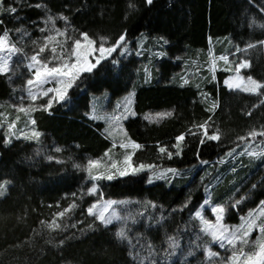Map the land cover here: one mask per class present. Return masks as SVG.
<instances>
[{"label":"trees","instance_id":"trees-1","mask_svg":"<svg viewBox=\"0 0 264 264\" xmlns=\"http://www.w3.org/2000/svg\"><path fill=\"white\" fill-rule=\"evenodd\" d=\"M11 7L17 11L11 13ZM4 31L24 54L38 52L44 38L52 35L54 45L66 41L71 52L81 33L96 46L101 37L104 46L114 45L121 35L131 43L146 37L145 45L159 39L165 54L154 59L145 52L130 53L101 60L92 72L79 76L64 101L48 110H31L41 134L37 141L0 137V264H138L133 258L137 253L145 264H206L208 238L197 248L185 243L198 233L194 213L210 186V163L238 145L240 137L264 130V95L228 89L223 70L215 78L206 74L199 81H183L182 59L206 53L211 46L215 56L248 61L250 67L242 73L264 83V0H0V35ZM49 47L43 57L52 55ZM237 48L242 51L237 53ZM9 76L0 73V102L14 96ZM103 92L110 100L134 94L135 115L124 121L127 138L141 145L132 152L133 164L173 168L178 174L151 182L146 170L100 179L95 181L97 191L88 194L93 181L85 158L100 157L111 146L103 124L88 117L91 100ZM157 111L172 114L158 121L144 118ZM205 122L209 135L219 132V141L201 145L203 130L197 126ZM181 134L185 140L180 156L169 159L167 152H159L165 147L175 153L172 145ZM251 161V166L224 175L225 183L236 174L243 181L250 169L256 170L236 193L237 199L245 193L247 197L235 210L227 204L239 178L234 189L217 185L214 201L227 203L228 223H237L264 199V169L257 171L263 159ZM196 167L200 170L191 173ZM100 196L129 201L117 222L106 226L88 215L87 208ZM53 221L60 227H49ZM121 228L126 239L116 236ZM169 237L176 247L169 248ZM149 243L154 245L151 258Z\"/></svg>","mask_w":264,"mask_h":264},{"label":"rangeland","instance_id":"rangeland-1","mask_svg":"<svg viewBox=\"0 0 264 264\" xmlns=\"http://www.w3.org/2000/svg\"><path fill=\"white\" fill-rule=\"evenodd\" d=\"M145 38L146 37H141L138 38L136 41L134 40L135 42H132L133 45L130 41L126 40L124 46L116 48V50L111 54L106 53L105 58L110 57L112 55L127 56L130 53L140 55L145 52L148 53V56L150 58L155 59L158 57V56L155 57L156 55L159 54L163 56L165 54L163 51L164 42L162 40L155 39L152 41V43L145 45L146 42ZM77 39L81 40L82 45H86L87 42L83 40L81 34ZM54 40L49 43L50 46L49 49L54 45L53 44ZM13 44L15 43L10 39V37H8V42L5 45L4 51L0 52V56H3L5 59H7L11 55V67L10 70L6 73H9L10 75L9 79L11 81L13 80V82L15 83V85H13L14 96L8 100H4L0 102V137L3 139V141H8L11 138H25L28 140L37 141L38 139L33 136V132L34 131L36 132V130L34 128V123H32L33 118H31L29 113L31 112L32 109L43 108L42 105H46L47 100L53 94L50 93L49 96L38 98L35 101H32L29 98L27 80L31 78V73L29 72V69L26 67L28 61L25 59V57H30L35 53L24 54L18 52L17 54L12 55L11 53L8 52V48H10L11 45ZM112 46H105V47L107 48ZM16 48L18 49L17 46ZM94 48H96L97 51L93 52L92 55L88 56V59L92 63H96V59L99 57V52H98L99 46H96L94 43ZM81 51L86 52L87 48H82ZM221 57H227V60L221 59ZM71 60L74 62L75 58L72 57ZM182 62L184 63V68L182 70V78H181L183 81H187L188 79H194L199 81L203 79L206 74L210 75L212 78H215L217 72L223 70V71H227V74L223 82L228 89L254 93L260 96L264 95V87L258 89L256 92L244 91L243 90L244 88L250 87L248 82V77L250 76L244 75L242 73V69L240 70L239 74H237L236 66L239 63H234L233 59L228 56H215L211 46L208 47V51L206 53L205 52L198 53L194 57L182 59ZM151 63H153V60H151ZM2 64L3 61L0 60V65ZM253 80L256 81L255 79ZM225 81H229V83L232 84V87L230 88L228 85H226ZM256 82L259 83L258 81ZM259 84L264 85V83H259ZM237 85L239 86L237 87ZM48 87L54 88L56 87V84L51 83L44 85L45 89H47ZM54 103L56 102H53V104ZM125 106H127L128 111H125ZM21 107L25 109H29V111L26 112L18 111V109ZM131 113H134L135 115L133 92H128L115 100H110L109 94L107 92H103L102 94L95 96L91 100V107L88 112V117L93 121H100L103 124L102 132L110 140L111 146L100 157H95V158L86 157L85 170L87 169L88 162L90 160H94V161H98L99 166L92 169L93 175L112 174L113 176H119L114 169H110V164L112 161H115L117 163V166L123 169L124 156L127 154L132 155V152L135 149L134 147H132L133 142H131L127 138V132L124 126V121L128 117L134 116ZM156 113H164V112L162 111L148 112L144 115V118L146 117V115H150L154 117V119L151 121H158L161 118H155ZM253 132L257 133L255 137H252L248 134L247 136L244 137L245 138L244 140H240L238 145L230 149L224 157L210 163L213 168L212 170L210 169L208 170L209 178H210L208 183L210 182L209 183L210 186L206 190L205 198L200 203V205L198 206V208L194 213L195 215L197 212H201V217H196L199 225L198 233L194 232L192 236L188 238L187 242L185 243L186 246L188 247L197 248L202 245L200 242L202 241V239H204L203 237L204 236L207 237L209 242L207 243L208 245L206 247V264H231L229 257L232 256V251H233L231 246H226L225 248H221L219 246V243L213 240L211 234L201 231V228L205 226L203 224V221L206 220L208 221L209 224L212 225H215L217 223L216 216L211 211V208L214 206L218 205L225 208L224 217L223 220L221 221L222 225L227 226L230 229H237L243 225L244 231L251 232V235L248 237L249 240L248 244L241 245L239 242H237V246H236L237 253H239V249L241 247H243L244 252L246 253L245 256L240 257V260L237 262V264H243V261L247 259V255H252L254 253L259 252L260 251L259 245L261 243H264V233L260 231L261 226H264V206L261 205V201L256 207L240 215L237 223L232 224L226 222L225 220L227 206H231L232 209L235 210V208L237 207V206L234 207V205H236V202L239 201L240 203L241 201H243L244 198L247 197V193H245L239 199H237L236 193L239 191L240 187L250 177L253 176L256 170L250 169V171L247 174V177L243 181L240 180L241 178L240 175L236 174L235 177L232 180H230V182L228 181L227 183H225L226 179H224V175L227 172H235L234 170L239 166L242 167L244 166L247 167L249 165L251 166L252 165L251 160L256 162V161H261L263 159V163L260 164L257 171H261L264 169V136L259 135V133L264 132V130H258ZM114 144L116 145L115 147L113 146ZM121 144L126 145V147L123 148L120 147ZM106 152L108 153V156H105ZM229 153H231V155H229ZM232 162H236V163L234 165L228 166V164H232ZM225 164H227V167L225 169L220 168L222 167V165ZM160 170H166V169L157 167L156 169H146V172L149 178L151 177L152 179H156ZM198 170H200V168L196 167L191 173H195ZM86 172L88 173L87 170ZM129 172L131 173V170H129ZM238 178L241 183L239 187L234 189L235 188L234 186H236L239 182ZM220 184H229L228 186L234 189V191L228 197V204L227 203L221 204L214 201V198L218 195L217 185ZM2 189H0V191H2ZM108 201H113L115 203L109 206L108 209L105 211L106 216H110L113 212H115L120 217L121 211H123V209L130 204L129 201L127 200L107 199L100 196L89 207H91L93 204H96L97 207L94 209V213H99L102 210V206L106 205ZM262 201H264V199ZM120 202H125V203H120ZM206 203L207 206L204 207ZM93 216L95 217V214ZM118 220H114L113 223L117 222ZM253 222H254V227L252 229H248L247 224ZM238 235L243 237V232H239ZM207 252H212L215 253L216 255L209 257L207 255Z\"/></svg>","mask_w":264,"mask_h":264},{"label":"snow or ice","instance_id":"snow-or-ice-1","mask_svg":"<svg viewBox=\"0 0 264 264\" xmlns=\"http://www.w3.org/2000/svg\"><path fill=\"white\" fill-rule=\"evenodd\" d=\"M148 4L152 3V0H147ZM11 13H15L17 9L15 7H11L8 9ZM51 19V17H49ZM61 19L67 20L66 17H61ZM43 32L44 29H41ZM58 34L63 36L65 33L59 32ZM81 36L84 41H86V45H82L80 39H76L74 44L72 45L71 52H68L67 48L65 47L66 41H58L57 45H54L50 48V51L52 53L51 56L43 57L41 54L45 53L46 49H48V45L51 41L55 39L53 36H46L44 38V46L39 47V51L35 54L31 55L30 57H25V59L28 61L26 67L29 69V72L31 73V78L27 80L28 85V96L32 101L37 100L38 98L47 97L50 93L53 95L47 100L46 105H42L44 110H48L52 107L53 102L59 103L60 101L65 100L66 93L69 88L73 86V83L79 78V76L82 73H89L92 72L94 68L97 67V65L100 63L102 59L105 58V54H111L116 50L118 47H122L126 43V36L121 35L115 42V45L112 47H105L104 46V39L101 37V44L98 48L99 57L96 59V63L90 62L88 59V56L92 55L93 52L97 51L96 48H94V40L90 39L87 33H81ZM9 32L4 31L2 35H0V52H3L5 49V45L8 42ZM70 39V37H69ZM33 43H37V41H33ZM264 44V41L261 42ZM57 46L61 49L60 52L57 51ZM249 48L254 47V45H249ZM82 48H87L86 52H82ZM237 53L242 51L241 49L237 48ZM8 52L12 55L17 54L20 52L19 49L16 48L15 44L11 45L10 48H8ZM67 54V55H66ZM74 57V62L71 60V58ZM221 59L227 60V57H221ZM0 60L3 61V64L0 65V73H6L10 70L11 67V55L5 59L3 56H0ZM115 63V61H113ZM250 67V63L246 60L241 61L236 66V72L239 74L240 70L243 68ZM248 82L250 87H246L243 90L244 91H251L256 92L258 89L264 87V85L257 83L254 81L251 77H248ZM55 83L56 87H48L47 89L44 88V85ZM226 85H228L230 88L232 87V84L229 83V81H225ZM239 85H237L238 87ZM35 89V90H34ZM264 103V101H262ZM18 111L20 112H26L29 111V109H25L23 107L19 108ZM125 111H128L127 106H125ZM134 115V113H131ZM172 113H156L155 118H163L165 116H170ZM251 115V113H248ZM145 119H149L150 121L154 119V117L150 115H146ZM34 123V121H32ZM198 129L203 130V136L200 139L201 145L204 144L205 140L208 141H219L220 134L219 132H215L211 135L208 134V124L207 122L200 124L197 126ZM195 135V133H192ZM41 134L39 132H33V136L35 138H39ZM252 137H255L257 133L252 132L249 134ZM259 135L264 136V132L259 133ZM27 138V137H26ZM176 143L172 145L173 148L178 149L175 153L171 151H167L165 147H160L159 152L165 153L167 152L168 158L171 159L173 155L180 156L181 151L179 150L181 147L182 142L185 140V135L181 134L176 136ZM240 140H244V137H240ZM116 146L115 144L113 145ZM120 147H126V145L121 144ZM132 147L139 149L141 145L133 143ZM56 151H61L60 148H56ZM235 151V150H233ZM231 155V153H229ZM105 156H108V153H105ZM49 160L52 159L51 156L48 157ZM124 167L123 169L119 168L117 166V163L115 161H112L110 164V169H114L116 173L119 176H127L130 174L129 170H131L132 174L142 172L146 169H156V165H145L143 163L139 165H134L132 162V155L127 154L124 156L123 160ZM98 161L90 160L88 162L87 171L89 174V177L91 181L95 182L100 179H107L112 180L114 176L112 174H100V175H93L92 169L98 167ZM77 167H80L77 165ZM169 173L176 175L177 170L173 168H168L166 170H160L157 178H164ZM151 177L149 178V182H151ZM3 186L0 185V189H2ZM97 191V185L93 183L92 187L88 189V194H93ZM4 193L3 191H0V196H2ZM115 202L108 201L106 205L102 206V210L99 213H94V209L97 207L96 204H93L91 207L87 208L88 215H94L97 220H99L104 225H109L113 223L114 220L120 219V217L113 212L110 216L105 215V211L108 209L109 206L113 205ZM125 203V202H120ZM239 204V201L236 202L237 206ZM261 205L264 206V201H261ZM154 206V205H153ZM207 206V203L204 207ZM76 207L75 204L71 205L70 208ZM69 211V209H65V212ZM212 213L216 216V224L212 225L209 224L208 221H203L204 227L201 228V231L205 233L211 234L214 241L219 243V246L221 248H225L226 246H231L232 248V256L229 257V260L231 261V264H237V262L240 260L241 256H245L246 253L244 252L243 247L239 249V253H237L236 246L237 242H239L241 245H246L249 243L248 237L251 235L250 231H244V226L242 225L240 228L237 229H230L227 226L222 225L221 221L223 220L225 208L222 206H214L211 208ZM65 212L58 213L59 216L63 217L65 215ZM196 217H201V212H197ZM43 223V222H42ZM49 227H55L59 228L60 225L56 224L55 221H53L51 224L48 225ZM75 227V225H73ZM254 227L253 223H248L247 228L252 229ZM260 231L264 233V226H261ZM243 232V237L239 236L238 233ZM117 238L126 239V232L124 228H121L119 231L116 232ZM169 248H174L177 246V242L173 237H169ZM61 244H63V241H61ZM149 249V258H151L152 253L154 251V245L149 243L147 245ZM260 251L257 253H254L252 255H247V259L243 261V264H264V243H261L259 245ZM207 255L209 257L215 256V253L207 252ZM135 260L138 261V264H145V258H142L139 253L136 254V256L133 257ZM153 264L155 262L153 261Z\"/></svg>","mask_w":264,"mask_h":264}]
</instances>
